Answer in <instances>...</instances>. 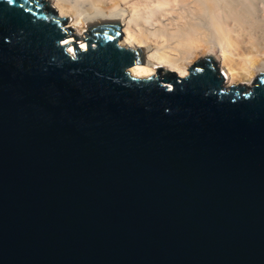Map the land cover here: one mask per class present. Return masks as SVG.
<instances>
[{
	"label": "water",
	"instance_id": "water-1",
	"mask_svg": "<svg viewBox=\"0 0 264 264\" xmlns=\"http://www.w3.org/2000/svg\"><path fill=\"white\" fill-rule=\"evenodd\" d=\"M0 264H264V72L0 0Z\"/></svg>",
	"mask_w": 264,
	"mask_h": 264
},
{
	"label": "bare ground",
	"instance_id": "bare-ground-1",
	"mask_svg": "<svg viewBox=\"0 0 264 264\" xmlns=\"http://www.w3.org/2000/svg\"><path fill=\"white\" fill-rule=\"evenodd\" d=\"M47 1L81 27L124 21L136 40L186 69L207 54L219 56L238 84L249 85L264 72V0ZM170 14L176 16L164 23L162 16ZM80 45L87 46L83 40ZM68 47L75 53L73 43Z\"/></svg>",
	"mask_w": 264,
	"mask_h": 264
},
{
	"label": "rangeland",
	"instance_id": "rangeland-1",
	"mask_svg": "<svg viewBox=\"0 0 264 264\" xmlns=\"http://www.w3.org/2000/svg\"><path fill=\"white\" fill-rule=\"evenodd\" d=\"M55 9H57L58 10V8H57V6L53 3V2H49ZM171 15H172V18H174L176 15H173V14H170V15H168V16H162V21L164 22V23H170V21L172 20V18H171ZM65 17H67L68 19H70V15H66ZM167 17V18H166ZM167 19H169V20H167ZM165 21H167V22H165ZM169 21V22H168ZM90 26H88V27H86V28H89ZM73 36H69V37H67L68 39L69 38H72ZM66 38V39H67ZM66 39H64L63 41H65ZM207 57V54H201L200 55V57L199 58H197L196 60H195V62L192 64V65H190V68L193 66V65H196L197 64V61H199V60H204L205 58ZM257 77H259V76H257ZM240 85H242V84H240Z\"/></svg>",
	"mask_w": 264,
	"mask_h": 264
},
{
	"label": "clouds",
	"instance_id": "clouds-1",
	"mask_svg": "<svg viewBox=\"0 0 264 264\" xmlns=\"http://www.w3.org/2000/svg\"><path fill=\"white\" fill-rule=\"evenodd\" d=\"M69 51H71V49H69Z\"/></svg>",
	"mask_w": 264,
	"mask_h": 264
}]
</instances>
